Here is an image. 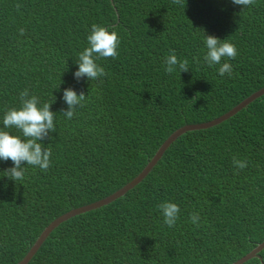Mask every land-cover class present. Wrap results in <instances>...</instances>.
<instances>
[{
	"label": "trees",
	"instance_id": "16d2710c",
	"mask_svg": "<svg viewBox=\"0 0 264 264\" xmlns=\"http://www.w3.org/2000/svg\"><path fill=\"white\" fill-rule=\"evenodd\" d=\"M184 4L0 0V129L25 88L38 106L52 103L56 126L42 141L51 149L47 172L25 162L15 182L4 176L13 162L0 160V264L21 260L58 215L132 180L176 128L218 117L264 86V0L244 9L232 0ZM94 23L117 32L119 55L96 61L105 76L77 81ZM206 34L235 44L237 56L221 60L230 76L205 62ZM172 50L189 71L165 72ZM69 87L86 94L72 119L62 112ZM164 201L180 209L171 228ZM263 239L264 94L218 125L178 136L137 185L61 222L27 264H230ZM259 255L264 262V248Z\"/></svg>",
	"mask_w": 264,
	"mask_h": 264
},
{
	"label": "clouds",
	"instance_id": "9594fccd",
	"mask_svg": "<svg viewBox=\"0 0 264 264\" xmlns=\"http://www.w3.org/2000/svg\"><path fill=\"white\" fill-rule=\"evenodd\" d=\"M173 3L185 8L184 0H173ZM235 5L242 6V9L254 5L256 0H232ZM20 6L17 5V8ZM21 35L24 29H19ZM88 47L84 48L78 55L77 64L79 67L74 72V77L79 81L82 77L88 80H96L105 76L104 67L96 61L100 58L115 59L119 53L117 51L120 40L116 31H109L107 27L99 24H92L89 35L87 36ZM207 52L204 56L205 62L209 65H220L218 73L224 76L226 73L230 76L232 65L228 62L221 64L222 58L234 59L237 56V48L234 43L227 38L220 39L215 35L206 34L205 38ZM165 72L173 73L189 71V62L187 59L180 60L174 50L165 58ZM21 107H12L5 112L3 117V129H0V160L13 162V166L4 170L6 177L13 181H19L24 178L25 168L23 165L39 167L47 172L51 164V149L43 145L42 141L49 137L51 132L56 131L54 124V112L51 110V104L45 102L40 105V99L35 94H29L25 88L20 92ZM86 94L81 91L79 94L72 88L63 90V100L67 104V110H62L65 117L72 119L75 115L77 106L82 107ZM55 101V100H54ZM15 128L21 135H13L5 129ZM23 137V138H22ZM233 164L238 169L247 167L246 160H240L233 157ZM164 218V223L169 227H174L180 212L179 206L170 201H164L158 205ZM192 223L197 224L199 214L190 215Z\"/></svg>",
	"mask_w": 264,
	"mask_h": 264
},
{
	"label": "water",
	"instance_id": "95a60500",
	"mask_svg": "<svg viewBox=\"0 0 264 264\" xmlns=\"http://www.w3.org/2000/svg\"><path fill=\"white\" fill-rule=\"evenodd\" d=\"M264 94V86L260 89L256 90L252 94H250L248 97L243 99L241 102H239L236 106L228 110L226 113L216 116L212 119L205 120L202 122H196V123H187L184 125H181L180 127L176 128L174 131H172L165 140L159 145V147L156 149L155 153L151 156V158L148 160L146 165L143 167V169L129 182H127L124 186H122L117 191H113L112 193L106 195L105 197H102L98 200H95L93 202L71 208L67 210L66 212L58 215L53 220H51L39 233V235L36 237L35 241L31 245L28 252L25 254V256L19 260L16 264H27L30 258L33 256V254L37 251L39 246L42 244V242L45 240V238L49 235V233L58 226L61 222L67 220L68 218L86 212L91 209L98 208L102 205L108 204L111 201H115L116 199L122 197L126 192H128L130 189H132L135 185H137L151 170V168L155 165V163L158 161V159L161 157L163 152L167 149V147L173 142L178 136L183 134L186 131L201 129L210 127L215 124H220L221 122L228 120L232 116H234L236 113H238L240 110L245 108L247 105H249L251 102H253L255 99L260 97ZM264 248V239L257 243L250 251H248L246 254L241 256L240 258L236 259L230 264H243L245 261L256 257L260 260L261 264H264L262 261L261 256L259 255V252Z\"/></svg>",
	"mask_w": 264,
	"mask_h": 264
}]
</instances>
